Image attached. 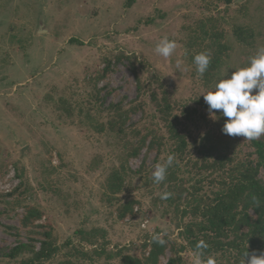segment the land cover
Instances as JSON below:
<instances>
[{
	"label": "rangeland",
	"instance_id": "374dc122",
	"mask_svg": "<svg viewBox=\"0 0 264 264\" xmlns=\"http://www.w3.org/2000/svg\"><path fill=\"white\" fill-rule=\"evenodd\" d=\"M132 1L128 7V0H0L1 251L30 241L39 247L46 232L52 233L58 252L43 264H122L118 256L107 259L120 251L143 259L149 252L146 238L157 232L178 249L186 246L174 211L166 213L168 206L159 200L161 184L150 179L155 165L171 152L167 126L150 98L157 91L153 76L164 82L183 122L182 107L198 110L196 122L183 130L189 158L175 159L187 189L198 178L187 160L207 157L206 150L212 157L223 153L255 160L250 141L223 133L228 118L222 110H213L218 119L210 118L203 95L228 78L227 69L247 67L263 48L264 12L257 10L263 1L233 0L229 6L223 0ZM239 28L255 32L253 46L232 39ZM215 33L223 34L221 41L230 47L223 63L237 61L223 65L220 79L200 76L193 62L200 52L213 56ZM164 37L177 43L168 58L155 52ZM121 55L131 61L119 62ZM129 61L144 85L141 93ZM115 105L129 114L125 123L111 128ZM148 134L147 144L154 137L164 146L148 155L144 148L139 157L128 159L123 190L112 196L108 177ZM146 158L143 173L134 174ZM202 187L208 195L213 189L209 182ZM131 201L135 216L120 220V207ZM32 212L36 218L25 226ZM93 230L105 237L89 244L84 239ZM103 246L105 255L95 256ZM24 256L0 257V264H18ZM183 256L185 264H194L189 249ZM171 257L167 251L160 264Z\"/></svg>",
	"mask_w": 264,
	"mask_h": 264
},
{
	"label": "trees",
	"instance_id": "16d2710c",
	"mask_svg": "<svg viewBox=\"0 0 264 264\" xmlns=\"http://www.w3.org/2000/svg\"><path fill=\"white\" fill-rule=\"evenodd\" d=\"M128 1L127 6L130 7L133 1ZM223 1L228 6L233 2V0ZM262 1L263 5L260 9H257L260 12H264V0ZM262 19V26L264 27V17ZM247 31L239 28L231 37L240 43H248L253 46L256 41L255 32H252V30ZM211 37L214 39L212 47L214 46L215 50H213L211 62L204 74L207 77L220 79L223 75L221 71L223 65L232 66L237 64V61L233 62L234 64L223 63V56L227 50L229 51L230 47L221 41L223 40V34L215 33ZM73 42L81 44L76 40H72ZM259 45H264V41H259ZM125 59L131 61L130 58L121 55L119 62ZM130 61L131 71L134 74L138 91L141 93L144 85L138 77L136 66ZM237 66V69L242 68L241 65ZM233 69H227L228 75L226 77L230 78L234 72ZM151 84L157 85V91L152 92L150 98L156 106L161 120L167 126L169 140L171 141L170 154L174 155L175 159L183 160L188 157L186 154L189 147L183 130H186L189 122H196L198 110L190 109L188 106L182 107L181 115H183L182 117L186 123L183 122L181 116L174 113L176 108L161 78L153 76ZM113 108L118 112L116 111V117L113 123L109 125L111 128L118 121L125 123L129 114V112H124L122 107L118 105ZM133 110L135 112L137 109ZM118 131L119 134L123 133L121 128ZM149 137H151V134L140 138L136 145H132L126 159L121 164V169L114 171L108 177L107 190L112 196L119 195L123 190L124 174L127 171V164L125 163L128 159L139 157L144 148H147L148 155L153 150H158V148L164 146L154 137L147 144ZM250 145L254 150L252 157L255 156V160H239L234 155H224L223 153H217L212 157L210 155L211 151L208 150H206L207 157L205 156L201 160L188 159L186 164L191 165V170L198 177L192 189H187L184 179L179 177L181 167L175 159L172 166L168 168L166 179L159 184H161L160 188L164 190L163 193H171V196L164 200L161 199L160 195L159 200L163 202L162 205L168 206L165 210L166 213H169V210L174 211L176 227L180 231L179 236L186 246H181L178 249L173 244L171 245V241L167 236L160 237L165 241L163 244L154 242L152 237H147L144 248L149 249V252L143 259L130 255L124 256L122 255L123 251L117 252V254H107V259L118 256L121 258L122 264H160V258L165 256L167 251H171L172 257L169 259L168 264H185L183 252L189 249L194 255L197 251H201L203 259L214 256L217 264H240L245 252L248 251L249 254L256 253L257 255L264 252V179L261 177V174L264 173V136L258 140H251ZM208 156H211V158ZM146 160L147 158L143 161L140 170L134 174L143 173L146 168ZM150 179L154 181L153 176ZM205 182H209V185L213 187L209 195L202 193V184ZM183 203H185L184 208H182ZM135 204L134 201H131L120 207L119 219L124 220L127 217H134ZM39 216L37 217L39 218ZM32 217L36 218V212L29 213L24 223L25 226L29 225L28 221ZM188 218L190 220L185 222ZM154 235L160 236V233L157 232ZM43 236L44 241L40 243L39 247H36L31 241L27 244L20 243L6 251L0 250V257L17 260L25 255L18 264H43L58 252L57 246L53 243L52 233L46 232ZM98 236L104 238L105 233L100 230H93L91 237L84 239V241L95 244V239ZM201 240L208 245L206 249H197L196 246ZM94 252L95 256L102 257L105 255L106 250L103 246L100 250Z\"/></svg>",
	"mask_w": 264,
	"mask_h": 264
},
{
	"label": "clouds",
	"instance_id": "9594fccd",
	"mask_svg": "<svg viewBox=\"0 0 264 264\" xmlns=\"http://www.w3.org/2000/svg\"><path fill=\"white\" fill-rule=\"evenodd\" d=\"M177 48L175 40L164 37L155 47L156 54L168 58ZM196 72L203 76L211 62L210 52H200L193 58ZM181 61L177 60V67ZM205 103L209 106L210 118L218 119L213 110H222V116L228 118L223 126V133L229 136H242L246 140H258L264 136V48L258 50L255 56L250 57L247 67L235 70L230 78L221 79L212 90L204 95ZM174 155H168L166 161L157 163L152 173L154 182L159 184L166 179L167 171L174 162ZM171 193L164 192L161 199H168ZM154 242L163 244L165 241L153 235ZM197 249H206L208 245L201 240ZM194 264H217L214 256L203 259V253L197 251L194 255ZM240 264H264V252L244 253Z\"/></svg>",
	"mask_w": 264,
	"mask_h": 264
}]
</instances>
